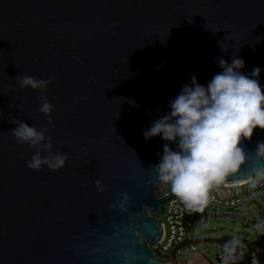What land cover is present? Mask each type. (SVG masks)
I'll list each match as a JSON object with an SVG mask.
<instances>
[{
  "label": "water",
  "instance_id": "obj_1",
  "mask_svg": "<svg viewBox=\"0 0 264 264\" xmlns=\"http://www.w3.org/2000/svg\"><path fill=\"white\" fill-rule=\"evenodd\" d=\"M218 56L261 67L264 90V0H0V264H165L150 246L164 235L150 166L176 145L143 133L190 74L206 85L222 71ZM24 74L55 78L41 92ZM15 117L46 129L66 164L29 168L37 149L11 134ZM261 141L259 127L242 139L221 184L264 172Z\"/></svg>",
  "mask_w": 264,
  "mask_h": 264
},
{
  "label": "clouds",
  "instance_id": "obj_2",
  "mask_svg": "<svg viewBox=\"0 0 264 264\" xmlns=\"http://www.w3.org/2000/svg\"><path fill=\"white\" fill-rule=\"evenodd\" d=\"M220 47L222 51L228 50L221 43ZM214 62L222 71L215 73L206 85L201 84L195 74H190V83L183 84L179 94L170 99V111L153 120L143 133L146 139L160 136L176 145L173 149L170 143H165L159 162L150 168L155 170L159 181L170 185L172 193L191 211L202 210L210 190L243 162L246 152L241 146L242 139H250L257 127L264 129L261 67H254L249 75L241 71L245 67L242 57L233 56L229 62L218 56L214 57ZM54 78L24 74L18 76V81L21 88L46 92ZM53 110L54 105L42 97L39 111L49 123ZM12 122L16 126L10 132L16 140L37 149L27 162L29 168L40 170L47 166L58 170L66 164L67 153L52 151V137L46 129L16 117ZM256 153L264 156V141L258 143ZM96 186L103 191L100 180L96 181ZM127 199L125 193L120 205L123 206ZM240 243L233 238L225 244L228 254L225 262Z\"/></svg>",
  "mask_w": 264,
  "mask_h": 264
},
{
  "label": "built area",
  "instance_id": "obj_3",
  "mask_svg": "<svg viewBox=\"0 0 264 264\" xmlns=\"http://www.w3.org/2000/svg\"><path fill=\"white\" fill-rule=\"evenodd\" d=\"M264 173V172H263ZM163 184V182H162ZM161 184V186H162ZM158 190L164 201L163 212H167L164 235L160 242L150 245L154 255L165 264H190L198 249V240L193 237L194 228L208 219H229L255 228L263 218L254 206L264 196V177L234 184H219L209 192V198L202 210L191 211L170 190ZM258 204H260L258 202ZM162 212V213H163ZM247 250L239 249L235 258L239 264H263L254 248L243 241ZM222 247L225 242L221 243Z\"/></svg>",
  "mask_w": 264,
  "mask_h": 264
},
{
  "label": "rangeland",
  "instance_id": "obj_4",
  "mask_svg": "<svg viewBox=\"0 0 264 264\" xmlns=\"http://www.w3.org/2000/svg\"><path fill=\"white\" fill-rule=\"evenodd\" d=\"M262 177H264L263 172L256 174V179ZM161 189L171 191L170 185L164 182ZM262 193L264 194V192ZM258 202H255L254 206L260 216L264 217V196H260ZM166 216L167 212H163L157 219L163 222L166 220ZM193 237L198 240L199 247L195 251V256L190 260V264H239L235 256L238 255L239 249L247 250L243 241H247L250 248L257 244L259 249L264 251V221L252 228L229 219H213L209 214L206 221L199 223L194 228ZM233 238L238 239L241 243L236 245L235 250L225 262V256L228 254L225 253V246L222 247L221 243L224 241L226 244Z\"/></svg>",
  "mask_w": 264,
  "mask_h": 264
},
{
  "label": "trees",
  "instance_id": "obj_5",
  "mask_svg": "<svg viewBox=\"0 0 264 264\" xmlns=\"http://www.w3.org/2000/svg\"><path fill=\"white\" fill-rule=\"evenodd\" d=\"M262 218H263V220H264V217H262ZM222 242H224V241H222ZM254 249L256 250V252H257L258 255H259L260 260H261L262 263L264 264V251L261 250V249H259V248H254Z\"/></svg>",
  "mask_w": 264,
  "mask_h": 264
}]
</instances>
